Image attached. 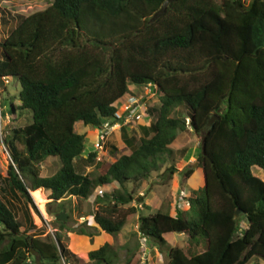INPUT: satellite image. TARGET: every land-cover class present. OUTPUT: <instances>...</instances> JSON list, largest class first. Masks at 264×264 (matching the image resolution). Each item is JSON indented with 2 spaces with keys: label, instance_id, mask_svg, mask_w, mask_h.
Wrapping results in <instances>:
<instances>
[{
  "label": "trees",
  "instance_id": "obj_1",
  "mask_svg": "<svg viewBox=\"0 0 264 264\" xmlns=\"http://www.w3.org/2000/svg\"><path fill=\"white\" fill-rule=\"evenodd\" d=\"M163 1L52 0L26 15L1 9L4 24L16 19L0 38L1 104L7 101L5 85L17 81L20 103L9 101L7 111H27L30 121L4 129L11 162L0 189L25 206L33 203L29 193L40 194V188L51 202L61 203L72 196L88 199L96 187L114 182L117 187L94 198L102 209L88 214L94 230H77L90 239L114 234L137 213L132 202L142 199L136 193L161 168L160 159L171 155L177 133L190 129L200 138L202 189L188 200L198 216L139 215L140 236L166 252V264H264V180L252 173V168L264 172V0H174L150 21ZM129 83L151 84L146 97L156 94L159 104L146 113L154 120L140 126L138 138L120 125L129 153L96 163L94 152L83 157L85 135L74 124L115 123L120 119L115 103ZM176 108L184 110V118L173 115ZM213 115L217 118L209 126ZM50 157L58 168L42 176L40 164ZM99 163V174L83 172ZM164 171L172 179L177 169L169 164ZM192 172L184 171L185 179ZM28 211L25 207L27 219ZM241 216L245 226L239 229ZM21 226L11 201L0 197V264L62 259L118 264V249L108 242L82 258L62 245L58 234L54 242L26 234ZM169 232L200 238L204 249L167 245L163 235ZM127 243L121 245L120 264H134Z\"/></svg>",
  "mask_w": 264,
  "mask_h": 264
},
{
  "label": "rangeland",
  "instance_id": "obj_2",
  "mask_svg": "<svg viewBox=\"0 0 264 264\" xmlns=\"http://www.w3.org/2000/svg\"><path fill=\"white\" fill-rule=\"evenodd\" d=\"M52 0H0V38L8 33L11 27L16 24V19H10L9 23L4 24L1 17V9L9 11L11 14L19 13L26 15L32 11L39 10L48 5ZM5 90L3 92L4 98L7 100L3 101L4 109V119L3 126L5 130H9L13 127L23 126L30 121V113L27 111L17 110L13 115H11L7 109L9 107V101L12 102L14 106L18 105L20 101L18 100L16 93L20 89V85L15 80H10L5 85ZM130 87L127 93L129 94H141L142 86L135 85L132 83L128 84ZM125 93L119 101H117L116 106L118 109L121 108L123 102L128 99V94ZM144 105L141 107L142 117L139 120L124 121L123 124L126 125L129 135L139 137L141 134L140 126L148 125L154 120L146 113V109L152 106H158L159 98L156 94H151L150 96L143 99ZM176 117L184 118L185 112L182 108H176L173 112ZM111 125L112 121L106 119ZM188 118H186V123ZM117 123V122H116ZM188 126V125H187ZM74 128L80 133L86 134L85 136V150L82 156L85 157L87 150L92 148V143L96 136V132L93 130L92 125H75ZM106 135L104 150L102 152V159L104 161H110L112 156H119L120 154L129 153V149L123 143L120 130L117 126H114L110 131L108 130ZM4 136V134H3ZM5 144V143H4ZM170 148L172 149L171 155L166 157V161H162L161 168L157 171H153L146 180H144L136 195L141 197L142 201L138 199L132 202L137 208V213L128 220L127 225L122 228L119 232L114 234H109L106 232L96 235V237L89 238L86 235L78 234L77 230L81 226L87 231H93L96 227V223L93 218L88 214L95 211L101 212L102 209L100 204L94 201L96 195H100L97 191L98 189H103V192H109L112 188L117 187L116 183L106 184L98 186L95 188L93 193L88 199L77 198L72 196L67 198L65 201L58 203L51 202L48 198V191L40 188V194L30 196L33 203L23 204V200H16L12 198L9 193H5L0 189V197L10 200L13 204V210L18 221L22 224L21 230H25L26 234L38 235L39 238L56 240V234L60 236V242L64 245L70 252L76 256L85 257V253L88 250L97 248L104 242L115 246L118 249L120 264L124 259L125 250L121 247V244L126 241L128 243L125 245L126 248H130L131 252L127 255L134 261V256L140 259V255L143 253V249L139 250L137 248L139 242L140 244H146L147 247H153L154 243L150 238L141 237L138 234V216L142 214L153 213L155 211H164L174 214L176 212H181L183 217L188 219H195L198 216V211L195 205H187V201L190 197L198 195L201 193L202 189V173L198 167L197 156L199 154L200 138L190 129L185 131H180L177 133L175 139L170 143ZM10 159L5 150L0 143V178L6 175L8 166L10 164ZM58 163L56 158L50 157L40 164V174L42 176L53 174L58 168ZM173 164L177 171L173 175L172 179L169 178L168 173L164 171L165 166ZM191 168L193 172L190 176L185 179L184 171ZM103 167L99 164H92L85 166L83 172L89 176H95L102 172ZM162 173V175H160ZM252 173L260 176L264 180V172L252 168ZM1 187V183H0ZM177 198V200H176ZM35 206V207H34ZM25 207L29 209L28 219L25 214ZM38 210V213L35 211ZM51 210V214L48 212ZM64 212L66 215V220L60 221L55 218L59 212ZM83 217V218H82ZM239 229L245 226V218H239ZM32 224L34 226H32ZM238 232H240L238 230ZM166 244L170 246L182 247L184 250L194 248V251H202L204 249V244L202 239L198 238L197 241H192L183 233L169 232L163 235ZM142 238V239H141ZM140 240V241H139ZM144 240V241H143ZM190 241L197 242L198 245H190ZM155 246V245H154ZM137 248V249H136ZM139 250V251H138ZM136 251H138L136 253ZM166 252L159 255L158 259L154 256L157 255L156 251L149 253V258L151 259V264H166L167 257ZM141 260V259H140ZM87 260L85 261V263ZM87 262L86 264H88ZM43 264V263H34ZM46 264V263H45ZM59 264H65L62 259ZM101 264V263H97ZM103 264V263H102Z\"/></svg>",
  "mask_w": 264,
  "mask_h": 264
},
{
  "label": "built area",
  "instance_id": "obj_3",
  "mask_svg": "<svg viewBox=\"0 0 264 264\" xmlns=\"http://www.w3.org/2000/svg\"><path fill=\"white\" fill-rule=\"evenodd\" d=\"M143 93L135 94V95H128L127 101L123 102L121 108L117 112V116L120 119H117L118 122L117 126L119 127L120 124L124 123V121H131V120H139L142 117L141 107L144 105L143 99L145 96L152 92L151 84L144 85ZM1 88H0V143L3 147V150L6 151L8 157L9 153L7 151L6 145L3 142V133H4V126H3V119H4V109L1 104ZM113 128L108 121H104L102 127H98L96 129V138L92 143V148L90 149L91 152L95 153V163L102 159V152L104 150L105 139L106 135L109 133L108 130ZM10 159V157H9ZM99 194H102L103 189H98L97 191ZM83 218V217H82Z\"/></svg>",
  "mask_w": 264,
  "mask_h": 264
},
{
  "label": "crops",
  "instance_id": "obj_4",
  "mask_svg": "<svg viewBox=\"0 0 264 264\" xmlns=\"http://www.w3.org/2000/svg\"><path fill=\"white\" fill-rule=\"evenodd\" d=\"M129 89H130V87H128ZM81 125V122H76L75 123V125ZM87 126V125H86ZM75 129V128H74ZM95 132H96V128L94 127V129H93ZM84 134V133H83ZM85 136H86V134H84ZM95 138H96V136H95ZM95 138H94V140H95ZM90 150H87V153L89 152ZM87 155V154H86ZM111 184V183H110ZM176 200H177V198H176ZM179 212V211H178ZM177 213V212H176ZM176 213H174V214H176ZM174 214H172V215H174ZM133 217V216H132ZM132 217H130V218H132ZM129 218V219H130ZM128 219V220H129ZM128 220L126 221V223H125V225L122 227L123 229H124V227L127 225V222H128ZM138 220V219H137ZM103 233V232H102ZM138 234H139V228H138V232H137ZM94 237H96V236H94ZM142 239V238H141ZM128 241H130V240H126V241H124L121 245H123V244H125L126 242H128ZM140 241V240H139ZM142 241V240H141ZM140 241V242H141ZM144 241V240H143ZM105 243V242H104ZM99 247V246H98ZM94 249V248H93ZM138 249L139 250H141V249H143V253L140 255V259H139V257H137V254L134 256L135 258H134V264H151V259L149 258V253H151V252H153V251H156L157 252V255L156 256H154L155 257V259H158V257H159V255L160 254H162L161 252H159L158 251V249H157V247L156 246H154L153 245V247H147V245L146 244H140L139 245V247H138ZM138 250V251H139ZM138 251H136V253L138 252ZM123 257H125V254H124V256ZM248 264H254V262H253V260L252 261H250ZM258 264H262V263H258Z\"/></svg>",
  "mask_w": 264,
  "mask_h": 264
},
{
  "label": "water",
  "instance_id": "obj_5",
  "mask_svg": "<svg viewBox=\"0 0 264 264\" xmlns=\"http://www.w3.org/2000/svg\"><path fill=\"white\" fill-rule=\"evenodd\" d=\"M172 1H174V0H164L163 2H162V4H161V6H160V8L158 9V10H156L153 14H152V16H151V18H150V21H154V20H156L159 16H161L163 13H164V11H165V9H166V7H167V5L170 3V2H172ZM217 118V115H213V116H211L209 119H208V121H207V125H212V123L214 122V120ZM240 214V209L239 208H237L236 209V211H235V215L237 216V215H239ZM55 218L57 219V220H60V221H64V220H66V215L64 214V212H59L56 216H55ZM32 253L34 252V250H32L31 251Z\"/></svg>",
  "mask_w": 264,
  "mask_h": 264
},
{
  "label": "clouds",
  "instance_id": "obj_6",
  "mask_svg": "<svg viewBox=\"0 0 264 264\" xmlns=\"http://www.w3.org/2000/svg\"><path fill=\"white\" fill-rule=\"evenodd\" d=\"M143 87V86H142ZM142 91H143V88H142ZM128 95H135V94H129V93H127ZM145 98H146V96H145ZM120 99V98H119ZM119 99L117 100V101H119ZM117 103V102H116ZM116 103H115V106H116ZM117 107V106H116ZM118 109V108H117ZM119 110V109H118ZM189 120V119H188ZM116 122L117 123H120V122H118L117 120H116ZM113 123V127L114 126H117V123ZM123 124V123H122ZM121 125V124H120ZM118 127V126H117ZM96 129H97V127H95ZM118 128H120V126L118 127ZM90 152V151H89ZM103 193V192H102ZM101 195V194H100ZM187 205H189V202L187 201Z\"/></svg>",
  "mask_w": 264,
  "mask_h": 264
}]
</instances>
